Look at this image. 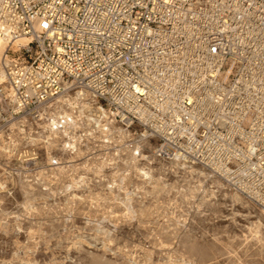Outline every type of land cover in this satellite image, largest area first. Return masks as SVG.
<instances>
[{
	"label": "built area",
	"instance_id": "1",
	"mask_svg": "<svg viewBox=\"0 0 264 264\" xmlns=\"http://www.w3.org/2000/svg\"><path fill=\"white\" fill-rule=\"evenodd\" d=\"M0 39V137L78 97L264 211V0H0Z\"/></svg>",
	"mask_w": 264,
	"mask_h": 264
},
{
	"label": "rangeland",
	"instance_id": "2",
	"mask_svg": "<svg viewBox=\"0 0 264 264\" xmlns=\"http://www.w3.org/2000/svg\"><path fill=\"white\" fill-rule=\"evenodd\" d=\"M63 112L74 121L52 129ZM52 115L0 137V264H264V211L158 159L156 139L99 103L66 98Z\"/></svg>",
	"mask_w": 264,
	"mask_h": 264
},
{
	"label": "bare ground",
	"instance_id": "3",
	"mask_svg": "<svg viewBox=\"0 0 264 264\" xmlns=\"http://www.w3.org/2000/svg\"><path fill=\"white\" fill-rule=\"evenodd\" d=\"M29 38H27V37H22V38H20V39H18L17 40V43H19V44H26V43H28L29 42ZM3 44H5L6 45V43L2 40V39H0V49L2 48V46H3ZM5 81H6V75H5V72H4V74H0V85H2V84H4L5 83ZM66 99V98H65ZM65 99H61V101H63V100H65ZM82 100V99H81ZM60 101V102H61ZM84 101V100H83ZM59 102V103H60ZM87 102V101H86ZM83 103V102H82ZM69 104V103H68ZM71 106V105H70ZM73 106V105H72ZM60 107V106H59ZM66 107H68V106H66ZM85 107H87V106H85ZM73 108H74V106H73ZM64 110H65V108H64ZM69 110V109H68ZM59 111H62V110H59ZM112 116V115H111ZM114 116V115H113ZM99 118H102V119H105V120H110V117L107 115V114H102V115H99L98 116ZM74 121V119H73V117H72V114L71 113H68V112H63V113H61V114H59L58 115V117H56V118H53L52 119V121H51V128L52 129H59V128H62V127H64V125L65 124H67V123H69V122H73ZM113 127H115V126H113ZM75 128V127H74ZM63 133V132H62ZM75 133V132H74ZM104 133V132H103ZM126 134V133H125ZM67 136V135H66ZM55 137V136H54ZM68 137V136H67ZM71 138V137H70ZM81 138V137H80ZM123 138V137H122ZM49 139V138H48ZM117 139H119V138H117ZM121 139V138H120ZM118 141V140H117ZM15 145V144H14ZM68 147H70V146H72V143H70V142H68L67 144H66ZM142 173H143V175L146 177V176H148L149 175V172L148 171H146L145 169H142ZM201 175L202 176H204L205 174L204 173H201ZM192 189V188H191ZM240 198V197H239ZM238 198V196H236V199H239ZM253 237V239H255V240H259V236H258V232H256V233H254V235L252 236Z\"/></svg>",
	"mask_w": 264,
	"mask_h": 264
}]
</instances>
